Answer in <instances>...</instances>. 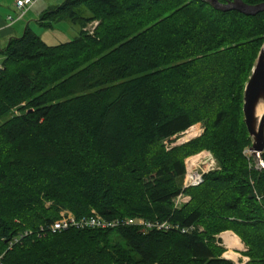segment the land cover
Instances as JSON below:
<instances>
[{"label":"trees","instance_id":"16d2710c","mask_svg":"<svg viewBox=\"0 0 264 264\" xmlns=\"http://www.w3.org/2000/svg\"><path fill=\"white\" fill-rule=\"evenodd\" d=\"M58 22L77 35L50 46L27 24L0 50L2 264H232L216 244L225 231L245 245V264H264V200L249 181L261 190L264 169L250 170L242 154L251 144L243 89L264 13L202 0H63L37 25ZM196 123L200 138L164 145ZM202 149L219 169L183 190L184 160ZM182 191L190 201L173 210ZM63 209L194 229L40 230Z\"/></svg>","mask_w":264,"mask_h":264},{"label":"built area","instance_id":"2783aa9c","mask_svg":"<svg viewBox=\"0 0 264 264\" xmlns=\"http://www.w3.org/2000/svg\"><path fill=\"white\" fill-rule=\"evenodd\" d=\"M39 0H15L14 8L16 10V15L8 16L7 19L9 22L14 23L17 20L23 19L29 9ZM200 131L197 129V126H190L187 130L182 132V135H185V142L187 140L196 138L200 135ZM190 137V138H189ZM250 152V151H249ZM218 163L214 158V155L208 151L204 150L198 152L184 161V182L182 184V189H188L192 187H197L202 184L203 178L208 173L218 170ZM257 170L260 169L259 166L256 167ZM251 182L252 188L254 186ZM253 196L255 197L258 203H261L264 200V187L259 190L253 191ZM190 201V196L185 194L183 191L180 192L174 199L173 203L175 207L181 204H187ZM123 226H131L138 229V231L145 230H180L182 233H189L193 231V227L181 228L179 225L171 224L168 221H148L142 218H113L105 219L100 214L92 211L89 216L77 218L71 212L66 211L62 213L59 218L51 222L50 224L45 225L40 230L48 231L50 233H58L70 228L74 229H115ZM243 264L248 261V259L243 258ZM0 264L1 256H0Z\"/></svg>","mask_w":264,"mask_h":264},{"label":"water","instance_id":"95a60500","mask_svg":"<svg viewBox=\"0 0 264 264\" xmlns=\"http://www.w3.org/2000/svg\"><path fill=\"white\" fill-rule=\"evenodd\" d=\"M213 9L221 12L236 11L246 16L264 13V3L247 5L241 0H202ZM243 122L251 140L249 151L258 166L264 169V43L259 50L251 73L243 89ZM262 109L260 117L257 116Z\"/></svg>","mask_w":264,"mask_h":264},{"label":"rangeland","instance_id":"374dc122","mask_svg":"<svg viewBox=\"0 0 264 264\" xmlns=\"http://www.w3.org/2000/svg\"><path fill=\"white\" fill-rule=\"evenodd\" d=\"M42 1V0H41ZM54 7V6H53ZM48 9V8H47ZM46 9V10H47ZM95 26H97V22L94 21V22H91V23H88L85 28L83 29V31H85L86 33H92ZM31 28L32 30L43 40L44 43H46L47 45H50V46H54V45H58V44H61V43H65V42H68L70 40H72L78 33V30L79 28L77 26H74V25H71L70 23L68 22H58L57 24H55L53 26V29L52 30H45L43 28H40L37 24L35 23H31ZM5 47V46H4ZM4 47H0V50L3 49ZM2 61H3V57L0 56V63L2 64ZM0 64V65H1ZM4 122V118H1L0 119V125ZM195 127L197 126V129L200 131V135L196 138H193V139H198L200 138L203 133H204V123H196L194 124ZM192 125V126H194ZM185 135H182V134H179L177 136H174L172 137L170 140L168 141H164V145L169 148V147H172V146H175V145H181V144H184L186 142H189L190 140H193V139H190V140H187L185 142ZM190 138V137H189ZM204 150H207V149H202V150H199L198 152H201V151H204ZM209 151V150H208ZM196 152V153H198ZM211 152V151H210ZM196 153H193L189 156H187L185 159H187L188 157L196 154ZM242 154L243 156L245 157V160L247 162V165H248V168L250 170H256V167L258 166V164L255 162V160L251 157V152H249V147H245L242 151ZM215 158V157H214ZM216 160V158H215ZM185 161V160H184ZM216 163H217V160H216ZM219 167V165H218ZM253 180V178H250L249 181ZM184 182V177L181 179V185L183 184ZM253 182V181H252ZM251 184V182H250ZM257 190L256 187L253 186V189H252V194H253V191ZM260 189V188H259ZM189 196V195H188ZM185 204H181V205H177L175 207L174 203H173V200H172V208L173 210H177V209H180L182 206H184ZM66 211H69V210H61L58 214V217L66 212ZM94 211V210H91L90 213ZM70 212V211H69ZM89 216V215H88ZM154 231H161V232H167V231H163V230H154ZM177 232H180L181 234H186V233H182L180 230H175ZM149 232V230H145L144 232L143 231H139L138 233L142 236H145L147 235ZM222 233V232H221ZM220 233V234H221ZM219 235V234H218ZM216 239H217V246L219 248H221L223 250V253L221 254V258L223 260H226V261H229L231 262L232 264H243V260L242 259H235L234 256L230 253V252H227L224 250L223 247H221V242H220V239L219 237L216 236ZM118 243L120 244V246L126 248V245H125V242L122 240V239H118L117 240ZM246 258V257H245ZM248 262V261H247ZM246 263V262H245ZM244 263V264H245Z\"/></svg>","mask_w":264,"mask_h":264},{"label":"crops","instance_id":"0c3cea01","mask_svg":"<svg viewBox=\"0 0 264 264\" xmlns=\"http://www.w3.org/2000/svg\"><path fill=\"white\" fill-rule=\"evenodd\" d=\"M15 0H0V47H4L12 37L22 35L26 25L31 27V23L37 24L40 14L47 8L60 4L63 0H39L26 13L23 19L14 23L9 22L8 16H15ZM1 64V63H0ZM1 66V65H0ZM221 242V247L230 252L235 259L245 258L246 247L241 240L232 232L225 231L217 235ZM246 259H248L246 257Z\"/></svg>","mask_w":264,"mask_h":264},{"label":"bare ground","instance_id":"6f19581e","mask_svg":"<svg viewBox=\"0 0 264 264\" xmlns=\"http://www.w3.org/2000/svg\"><path fill=\"white\" fill-rule=\"evenodd\" d=\"M239 13V12H238ZM261 114H262V109L261 108H259V110H258V112H257V116L258 117H260L261 116ZM4 264V263H3Z\"/></svg>","mask_w":264,"mask_h":264}]
</instances>
